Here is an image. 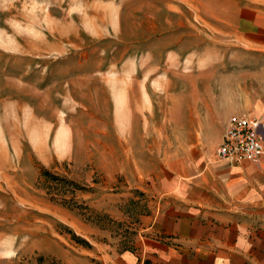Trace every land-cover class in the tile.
Here are the masks:
<instances>
[{
  "label": "rangeland",
  "instance_id": "obj_1",
  "mask_svg": "<svg viewBox=\"0 0 264 264\" xmlns=\"http://www.w3.org/2000/svg\"><path fill=\"white\" fill-rule=\"evenodd\" d=\"M233 5L0 0V264L128 247L163 163L264 83Z\"/></svg>",
  "mask_w": 264,
  "mask_h": 264
},
{
  "label": "crops",
  "instance_id": "obj_2",
  "mask_svg": "<svg viewBox=\"0 0 264 264\" xmlns=\"http://www.w3.org/2000/svg\"><path fill=\"white\" fill-rule=\"evenodd\" d=\"M230 34L257 52L264 73V0H233ZM260 117L264 83L221 114L211 136L198 138L166 160L153 180L154 200L128 247L98 255L102 264H264V140L257 160L218 156L230 114Z\"/></svg>",
  "mask_w": 264,
  "mask_h": 264
},
{
  "label": "built area",
  "instance_id": "obj_3",
  "mask_svg": "<svg viewBox=\"0 0 264 264\" xmlns=\"http://www.w3.org/2000/svg\"><path fill=\"white\" fill-rule=\"evenodd\" d=\"M261 124V116L230 114L215 148L218 156L229 162L246 158L257 160L263 151L264 136L259 132Z\"/></svg>",
  "mask_w": 264,
  "mask_h": 264
},
{
  "label": "bare ground",
  "instance_id": "obj_4",
  "mask_svg": "<svg viewBox=\"0 0 264 264\" xmlns=\"http://www.w3.org/2000/svg\"><path fill=\"white\" fill-rule=\"evenodd\" d=\"M65 137V133L64 132H60V134L58 133L57 137H56V145H58L61 141H63V138Z\"/></svg>",
  "mask_w": 264,
  "mask_h": 264
}]
</instances>
